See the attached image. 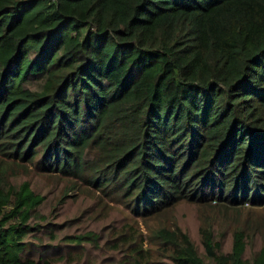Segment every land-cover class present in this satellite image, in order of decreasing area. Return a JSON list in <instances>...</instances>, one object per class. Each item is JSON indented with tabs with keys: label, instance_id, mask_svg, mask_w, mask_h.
<instances>
[{
	"label": "trees",
	"instance_id": "16d2710c",
	"mask_svg": "<svg viewBox=\"0 0 264 264\" xmlns=\"http://www.w3.org/2000/svg\"><path fill=\"white\" fill-rule=\"evenodd\" d=\"M0 150L112 185L147 215L217 189L261 200L264 0H0ZM13 200L20 221L0 220V264H54L23 241L42 197L28 183L0 190V208ZM179 235L161 241L171 262L208 264ZM203 245L214 264H245L241 233L228 252Z\"/></svg>",
	"mask_w": 264,
	"mask_h": 264
},
{
	"label": "rangeland",
	"instance_id": "374dc122",
	"mask_svg": "<svg viewBox=\"0 0 264 264\" xmlns=\"http://www.w3.org/2000/svg\"><path fill=\"white\" fill-rule=\"evenodd\" d=\"M42 85V81L31 78L25 88L39 91ZM84 155L87 172L93 174L92 168L101 165L99 153L90 146ZM40 158L41 153L36 159ZM38 165L0 150V190L16 194L28 183L29 189L42 197L25 221L29 227L23 239L26 253L35 258L54 264H173L161 241L174 233L178 239L179 233L186 234L208 264L214 261L203 245L206 236L219 244L217 252H228L235 234L241 233L245 264L252 263L264 248V196L254 202L250 194L245 199L237 192V199H224L217 189L208 199L169 203L147 215L143 210L135 211L121 191L109 192L112 185L103 192L77 175L45 172ZM205 193H210V184ZM15 206L14 200L2 205L0 220L18 223Z\"/></svg>",
	"mask_w": 264,
	"mask_h": 264
}]
</instances>
